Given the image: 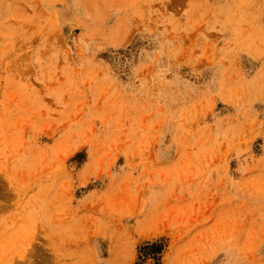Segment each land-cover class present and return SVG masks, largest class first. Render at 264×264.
I'll list each match as a JSON object with an SVG mask.
<instances>
[{"label": "rangeland", "instance_id": "1", "mask_svg": "<svg viewBox=\"0 0 264 264\" xmlns=\"http://www.w3.org/2000/svg\"><path fill=\"white\" fill-rule=\"evenodd\" d=\"M0 264H264V0L0 1Z\"/></svg>", "mask_w": 264, "mask_h": 264}, {"label": "bare ground", "instance_id": "2", "mask_svg": "<svg viewBox=\"0 0 264 264\" xmlns=\"http://www.w3.org/2000/svg\"><path fill=\"white\" fill-rule=\"evenodd\" d=\"M0 1H7V0H0Z\"/></svg>", "mask_w": 264, "mask_h": 264}]
</instances>
